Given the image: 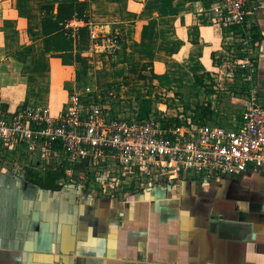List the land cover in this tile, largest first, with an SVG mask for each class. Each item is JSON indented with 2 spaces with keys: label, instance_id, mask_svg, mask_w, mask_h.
Returning a JSON list of instances; mask_svg holds the SVG:
<instances>
[{
  "label": "crops",
  "instance_id": "obj_1",
  "mask_svg": "<svg viewBox=\"0 0 264 264\" xmlns=\"http://www.w3.org/2000/svg\"><path fill=\"white\" fill-rule=\"evenodd\" d=\"M62 2L87 3L88 22L120 36L118 54L101 59L75 46L45 54L39 7L52 4L56 11ZM254 3L264 106V0ZM211 9L209 0H0V107L26 102L57 115L69 90L118 85L145 64L152 84L172 94L189 90L233 49ZM23 53L31 57L27 70L46 74L44 93L30 94L11 74ZM80 183L50 189L0 175V264H264V176L257 172L118 197L91 196Z\"/></svg>",
  "mask_w": 264,
  "mask_h": 264
},
{
  "label": "built area",
  "instance_id": "obj_2",
  "mask_svg": "<svg viewBox=\"0 0 264 264\" xmlns=\"http://www.w3.org/2000/svg\"><path fill=\"white\" fill-rule=\"evenodd\" d=\"M209 1L217 24L231 35L242 54L234 59L251 81L257 77L261 41L251 21L254 0ZM82 26L88 28L95 53L113 56L119 51L117 33L76 19L66 28ZM242 106L223 123L180 120L179 125L138 109L125 115L112 112L95 95L76 91L57 115L49 107L27 103L13 109L0 107L1 162L13 163L15 174L23 159L26 165L42 169L81 166L92 172L91 177L104 178L106 189L107 185L115 187V192L100 193L81 181L83 190L107 197L184 180L207 183L249 170L264 176V106L256 96Z\"/></svg>",
  "mask_w": 264,
  "mask_h": 264
},
{
  "label": "rangeland",
  "instance_id": "obj_3",
  "mask_svg": "<svg viewBox=\"0 0 264 264\" xmlns=\"http://www.w3.org/2000/svg\"><path fill=\"white\" fill-rule=\"evenodd\" d=\"M87 12L85 11L84 13ZM71 30L72 35L75 36L77 29ZM79 36L81 37L82 34L80 33ZM85 40L88 43L89 49L91 47L89 36H86ZM231 41L233 43V49L227 59H225L223 63H220L221 67L211 74L202 75L199 85H195L189 90L183 88L182 92L180 90V92H173L172 94L167 86L152 84L146 78L151 79L153 74L147 69L148 65L145 64L144 67L137 70V73L132 76H125L124 80L118 85L107 83L100 84L90 93L82 95H95L101 104L111 107L112 112L121 111L124 115L128 110L138 109L149 114L155 113V115H159L162 121L171 123H176L180 120L193 123L197 121L223 123L229 120L232 115L241 111L243 108L242 105L248 102L251 96H256L259 99L257 77L254 76L251 81L247 80V72L245 69L240 68L236 59H234L235 56L240 57L242 54L239 48L234 45V39L231 38ZM24 46L25 45H19L21 48ZM88 49H78L77 51L83 52ZM70 52H72V50ZM118 52L113 56H105L103 54H100V56L101 59L106 57L110 60L114 58ZM26 57H30L29 54L23 53L16 58V64L15 67L12 68L11 74H14L18 79L21 78V82L26 85L25 88L27 91L28 89L32 90L30 94L33 93L37 95L39 93H44L43 91L47 87L46 74L38 69L34 71L27 70L29 68L27 62L31 60V57L25 61ZM31 73L33 74L31 75ZM73 73L75 74V78L78 79L79 72L74 70ZM129 79H131L132 82H130ZM143 80H145L144 83L141 82ZM9 83L12 84L13 82L9 81ZM121 86L127 87L128 90H125L124 93H120ZM27 93L29 94V92ZM68 94L70 95V90ZM122 97L126 98L122 99ZM1 161L2 158L0 155V175L2 176L14 177L50 189H74V187L79 186V182L82 181L83 185L89 189L95 188L100 193H103L105 190L108 192H115L114 186H112V188L110 185H107V189L105 188L108 182L104 181V178L99 177L95 179L91 177L92 172L81 166H73L72 169H65V167H49L48 169H42L37 166L26 165L27 162H24L25 159H23V162H19L18 165L20 169L15 174L13 173V167H15L13 163L10 162L8 165H4ZM162 185H165V183Z\"/></svg>",
  "mask_w": 264,
  "mask_h": 264
},
{
  "label": "trees",
  "instance_id": "obj_4",
  "mask_svg": "<svg viewBox=\"0 0 264 264\" xmlns=\"http://www.w3.org/2000/svg\"><path fill=\"white\" fill-rule=\"evenodd\" d=\"M39 10L41 13L40 26L43 39V52L45 54H51V56L61 55L73 50L74 46H77V50L88 49V43L85 38L89 36V32L86 26L77 28L75 36L72 35L71 29L66 28L73 19L82 21L84 24L89 23L87 3L62 2L58 4L56 11L54 5L42 4ZM85 11L87 13H84ZM255 32H257L256 29ZM80 33L82 34L81 37L79 36ZM200 82L201 79L196 77V85H199ZM175 124L179 125L180 121H177Z\"/></svg>",
  "mask_w": 264,
  "mask_h": 264
}]
</instances>
